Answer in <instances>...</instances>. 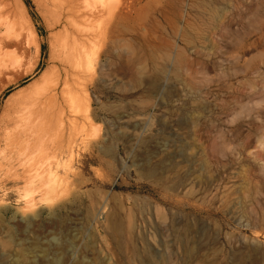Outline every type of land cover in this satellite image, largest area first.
<instances>
[{
  "label": "rangeland",
  "instance_id": "rangeland-1",
  "mask_svg": "<svg viewBox=\"0 0 264 264\" xmlns=\"http://www.w3.org/2000/svg\"><path fill=\"white\" fill-rule=\"evenodd\" d=\"M17 1L0 0V37L18 31L4 52L23 78L0 112L50 54V1ZM121 2L54 196L27 205L33 187L0 172V264H264V0Z\"/></svg>",
  "mask_w": 264,
  "mask_h": 264
},
{
  "label": "bare ground",
  "instance_id": "bare-ground-1",
  "mask_svg": "<svg viewBox=\"0 0 264 264\" xmlns=\"http://www.w3.org/2000/svg\"><path fill=\"white\" fill-rule=\"evenodd\" d=\"M49 1L52 7H47L52 8L48 10L52 11L50 14L53 13L54 17L53 24L49 25L52 30L49 34V58L32 81L19 87L4 99L0 112V172L4 171L5 175L13 176L14 183H22L25 188L33 187V190H27V195L23 196L24 199L26 197L27 205L36 202L37 198L44 201L55 194L57 187L56 175H54L57 166L55 158L59 153L70 154L73 125L79 122L77 119L75 123L77 115L82 114L83 121L89 118L90 97L86 93L83 67L88 68L92 60L98 57L91 51H94L99 42L103 49L109 31L110 34L120 33L118 24L123 17L119 11L125 5L121 0ZM126 5L128 8L131 3ZM46 20L48 23L49 19ZM22 22L27 24L26 15L24 10L18 9L13 23L21 27ZM93 22L95 25L91 27ZM0 25L4 24L0 23ZM26 26L30 30L26 39L27 45L34 47L38 58L40 51L38 36L32 27L28 24ZM5 30L2 32L6 33V38L0 37V79L6 76L8 83L0 91V95L7 87L17 85L23 78V75L16 73L12 68L16 57L13 58L14 55H10V51L6 49L4 52L5 47L19 45L17 40L13 41V35L15 37L18 31L15 34L9 32L8 27H5ZM18 38L16 36V39ZM91 55L93 57L95 55V58L93 59ZM37 63L35 61L28 64L24 74L32 76ZM91 64L92 71L96 64L94 62ZM20 170L23 174L27 171L32 174L27 172V177L18 173Z\"/></svg>",
  "mask_w": 264,
  "mask_h": 264
}]
</instances>
